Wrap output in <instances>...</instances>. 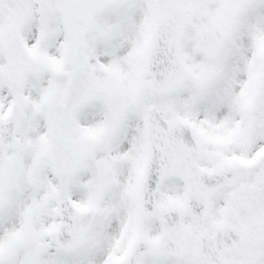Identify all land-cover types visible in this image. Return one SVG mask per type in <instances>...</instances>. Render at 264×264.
<instances>
[{
  "label": "snow or ice",
  "instance_id": "1",
  "mask_svg": "<svg viewBox=\"0 0 264 264\" xmlns=\"http://www.w3.org/2000/svg\"><path fill=\"white\" fill-rule=\"evenodd\" d=\"M0 264H264V0H0Z\"/></svg>",
  "mask_w": 264,
  "mask_h": 264
}]
</instances>
